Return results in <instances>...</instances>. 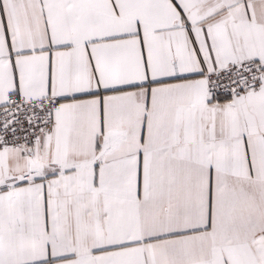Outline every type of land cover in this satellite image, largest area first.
<instances>
[{
	"label": "snow or ice",
	"instance_id": "6c2138e0",
	"mask_svg": "<svg viewBox=\"0 0 264 264\" xmlns=\"http://www.w3.org/2000/svg\"><path fill=\"white\" fill-rule=\"evenodd\" d=\"M0 264H264V0H0Z\"/></svg>",
	"mask_w": 264,
	"mask_h": 264
}]
</instances>
